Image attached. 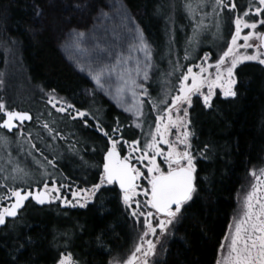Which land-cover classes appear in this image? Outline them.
Returning a JSON list of instances; mask_svg holds the SVG:
<instances>
[{"label": "trees", "instance_id": "trees-1", "mask_svg": "<svg viewBox=\"0 0 264 264\" xmlns=\"http://www.w3.org/2000/svg\"><path fill=\"white\" fill-rule=\"evenodd\" d=\"M169 1L123 0L147 39L153 57L166 52L171 56L176 50L172 35L179 24L175 26L171 21ZM79 2L0 0V101L7 97L5 104L9 108L20 109V99L15 96L28 95L37 101L40 98L46 105L43 93L55 90L56 95L77 109L89 111L106 128L118 118L126 126L124 136L128 138L130 131L133 138H138L141 132L129 116L97 92L92 80L75 69L54 39V27L62 28L65 16ZM236 3L239 13L248 0ZM178 6L182 10L183 2ZM37 8L42 15H36ZM223 16L229 21L235 14ZM237 72V98L222 101L218 112L200 110L195 117L199 137L195 142L200 148L207 144L210 149L208 158L199 160L198 172L209 180L187 207L185 218L175 226L173 236L153 264H216L237 207L238 191L247 181L250 169L264 162V66L246 62ZM160 85L152 80L146 86L155 93ZM114 95L111 90V98L121 103ZM53 118L65 139L55 141L47 130L41 132L47 134V139L36 145L40 153L55 159L57 165L55 169L47 168L70 191L91 186L97 182L105 138L92 126L91 118L87 128L67 114L54 113ZM24 126L25 130L30 127ZM48 142L50 147L46 146ZM108 188L87 208L28 204L18 220H9L7 227L0 229V264H55L66 244L80 264H109L112 259L124 257L139 227L117 196L118 188ZM30 209L33 214L26 216Z\"/></svg>", "mask_w": 264, "mask_h": 264}, {"label": "snow or ice", "instance_id": "snow-or-ice-1", "mask_svg": "<svg viewBox=\"0 0 264 264\" xmlns=\"http://www.w3.org/2000/svg\"><path fill=\"white\" fill-rule=\"evenodd\" d=\"M187 7L189 12H193L190 4ZM211 7L217 17L218 32L221 29L220 17L225 13L230 16L235 14L232 21L235 31L231 35V41L214 65L207 64L210 54L205 53L201 64L187 67L186 73L178 78V88L176 94L171 96L170 102L167 95L159 102L148 101L157 115L155 131H150L143 143L139 139H125L124 129L120 126L118 118L113 125L106 128L89 111L77 109L74 104L58 99L55 90L49 94L48 103L56 112L70 115L72 120L79 119L85 128L89 127L88 118H91L94 121L92 126L105 138L104 155L101 166H98L100 170L97 182L92 183L90 187L73 190L69 199L61 192L62 188L68 186L63 183L57 186V181L51 178V173H47V179L34 182L33 186L26 179L31 173L17 165L13 169L16 175L10 177L13 184L0 185V188L4 189L0 192V228L7 227L10 219L18 220L21 210L26 209L29 203L43 207L60 202L63 207L87 208L90 203L95 204L104 191L110 190L108 186L118 185L117 196L130 215L141 222L143 229L139 243L123 264H150L149 257L156 255L157 246H163L162 239L171 235L175 226L185 218L187 207L194 202V198L203 190L204 183L209 180L207 176L200 177L197 168L198 159L208 158L209 146L206 144L194 151L192 144L194 133L191 131L189 109L193 107V97L202 98L203 107L212 109L217 89L225 99L237 97V69L240 65L246 61L264 65V32L256 31L259 26H264V0H248L246 7L241 6L239 13L236 0L227 2L211 0ZM36 15H42V10L37 8ZM121 16L129 23L132 22L126 13L121 12ZM245 29L253 31L241 35ZM84 36L83 32H76L74 37L70 36L71 47L78 53L88 51L80 47ZM124 39L129 42L127 57L115 53L111 48L99 49L97 46L96 55L91 57L88 64V71L96 87L101 91H108L111 94L115 87V97L121 103H126V92H131L135 98L138 96L136 89H141L139 93L141 99L125 108V111L131 112L137 121H140L144 118L143 97L150 94L143 83H138V79L141 74L143 81L149 79L151 49L138 26L130 29L129 35ZM240 40L244 41L242 45L238 43ZM241 48H255L256 51L250 55L241 54ZM133 51L143 52L144 62L142 64L137 58L135 67L129 68L126 65L133 59L131 55ZM109 57L113 58L115 63H107ZM187 58L186 56L185 59ZM193 67L198 68L199 72H194ZM209 68L215 69L214 74L209 72ZM80 70L84 71V68L81 67ZM48 115L51 116V113ZM32 119L28 112L11 109L0 101V128L8 132L15 130L18 135L24 136L23 126ZM51 123L54 124L55 121ZM42 127L53 140L65 139L50 122L44 121ZM135 127L142 129L143 124L138 122ZM173 130L174 138H171ZM31 140L32 135L29 132L26 141L30 149L39 152ZM9 142L7 136H0V143ZM162 145L166 146L167 150ZM125 146L127 155L123 154ZM29 154L31 155V151ZM40 154L47 166L56 168L55 159H48L42 152ZM136 164L143 167H137ZM251 175L256 182L245 199L242 216L229 226V235L224 238L226 243L220 246L221 257L216 264H264V169H261L259 174L253 171ZM17 177L23 186H14ZM141 180H145L146 185L139 183ZM111 190L115 191L114 188ZM140 197L144 199L141 200ZM100 207H104L103 202ZM20 247L23 248V245ZM69 247L68 244L65 245V251L59 253L55 264H80V260Z\"/></svg>", "mask_w": 264, "mask_h": 264}, {"label": "rangeland", "instance_id": "rangeland-1", "mask_svg": "<svg viewBox=\"0 0 264 264\" xmlns=\"http://www.w3.org/2000/svg\"><path fill=\"white\" fill-rule=\"evenodd\" d=\"M169 2L172 10L171 21L174 24L176 23L175 26L179 24L175 30V34L172 35V42H175L176 50L173 51V54L171 56L168 52H166L164 55H160L158 57H153L151 50V67L149 69V79L147 81H143V75L141 74V77L138 79V83H143L144 86L147 87V83L153 80V82H160L161 85L159 87L157 86L158 90H156L155 93L154 91H149L148 88V92L150 95L143 97L144 118L140 121H137L136 117L131 112L125 111L126 107L138 102L139 99H141L139 95L141 89H136L138 96L135 98L132 97L131 92H126V103L117 104L111 98V94L108 91H101L96 87L97 92L101 96L107 98L120 111L124 112L126 115L129 116L134 126L138 122L143 124L142 129L138 128V130L140 129V137L143 141L148 136V133L150 131H155V117L157 115L156 110L153 109L152 105L148 101L154 100L159 102L160 100H163L167 95L170 102L171 96L176 94V88H178L179 84L178 78L181 76V74L186 73L187 67L196 64H201L202 58L204 56H201L200 58H193L195 62H191L192 64H189L188 62L189 57L192 56V54L197 56L205 48L211 47L215 52L218 51V54L216 57H213V54H210V59L207 61V64L214 65L216 60L218 59V56L222 54L224 50H226V45L230 43L231 35L234 34L235 31L234 23L231 29H229V23L223 15L220 17L221 29L219 32L217 31V17L212 11L211 0H207V2H205V0H170ZM180 2H183L184 4L182 10L178 6ZM225 2H227V0H225ZM189 4L192 6L193 12H189L187 7V5ZM75 6L76 8L73 11L68 12L67 16H65L66 23L63 25V27H54V39L62 50V53L64 54L65 58H67L69 62L74 65L75 69L80 71L81 73L86 74L91 79V76L89 75L88 71V64L91 62V57L96 55L97 46L99 49L111 48L112 51H114L115 53L123 54L125 57H127L129 42L126 41L124 37L129 35V30L134 28L135 26H138V23L136 22L134 16L131 14L130 10L125 6L123 0H80V2ZM121 12L126 13L127 17H131L132 22L129 23L127 19H122ZM250 31L253 30L245 29L241 33V35L248 34ZM256 31L263 32L262 26H259ZM76 32L85 33L80 47L83 49H87V52L78 53L71 47L72 40L70 39V36L74 37ZM146 42L148 43L147 39ZM238 43L242 45L244 41L240 40L238 41ZM254 43H256V41H254ZM172 45H174V43ZM173 48H175V45L173 46ZM255 51V48L240 49L241 54L250 55L253 54ZM100 54L104 55V53ZM131 55L133 59L127 62V67L134 68L137 58L143 64V52L133 51ZM186 56L188 57L187 59H185ZM106 62L115 63V60L109 57ZM246 62L257 63L255 61ZM81 67L84 68V71L80 70ZM193 71L199 72V69L193 67ZM209 72H212L214 74L215 69L209 68ZM170 73L171 75H169ZM113 79L115 81V77H113ZM92 82L95 85V82L93 80ZM112 90L115 92V87H113ZM51 93L52 91L50 90H47V92L43 93L46 96V99L44 100L46 105L42 104L40 98L37 101L28 95H26V97L14 95L17 99H20V102L18 103V107L20 109L17 110L30 111L33 114L32 122L29 124H24L30 126V129L26 127V130H32L30 131L32 135V143L36 142L35 144L38 143L40 145L39 142H44L45 139H47V134H45V132L41 133L43 130H45L42 127V123L44 121L50 122L51 126L54 125L53 127L58 129L55 126L56 123H54L53 125L51 123L52 121H56L55 118H53L54 113H58L48 103L49 94ZM55 96L58 99L65 100L59 95L55 94ZM6 99L9 100L7 97ZM6 99L3 101L4 103L7 102ZM160 107H163V105H160ZM71 111L72 110H69V112ZM49 113H51V116L48 115ZM72 114L74 115V113ZM23 127L25 130V126ZM26 130L25 135L20 136L16 133V131L13 133H9L6 130L0 128V136H7L10 141L7 144L0 143V185L13 184V181L10 179V177L16 175L13 169L17 165H19L20 168L31 173L30 177H27L26 179L29 183H32L33 186H35L34 182H39L40 180H42V178H48L47 173H50V170L47 168V165L42 159V157H40V151L38 152L35 149H30V145L26 141V137L29 132H27ZM58 140L59 139L55 141ZM46 146L50 147V142H48ZM162 147L166 146L162 145ZM36 148L38 149L37 145ZM30 151L31 155L29 154ZM41 165H43V167H41ZM261 169H264V162L261 165L257 167H252L250 169L247 181L238 191L237 207L231 217L229 226L234 223L235 219L240 218L243 214L245 199L247 195L251 192L253 184L256 182L255 178L251 175V173L255 171L257 172V174H259V171ZM6 177H8L9 179H6ZM51 178L54 179L53 176ZM139 183H141L142 185H146L145 180H141L139 181ZM14 186H23L20 184L19 177H17V181ZM57 186H59L58 182ZM68 187L62 188L61 192L64 196H67L69 199H71L72 191L68 190ZM3 191L4 189L0 188V192ZM140 199L143 200L144 197H140ZM54 204H59L61 206L60 202H56ZM33 212L34 211L30 209V211L26 213V216H30L31 214H33ZM132 218L135 220L139 227V231L134 240V243L124 257L112 259L109 264H123V261H125L129 257L131 252L134 250L136 244L139 243V237L142 235L143 231L142 224L141 222L137 221L136 218ZM229 226L225 237L229 235ZM172 236L173 232L171 235L162 239L163 246L161 247V245H158L156 255L149 257L150 264L154 263V260L157 257L158 253L163 250L165 243L169 241ZM150 238L155 239L154 237ZM224 243H226L225 239H223L222 241V244ZM220 257L221 250L219 249L217 260Z\"/></svg>", "mask_w": 264, "mask_h": 264}, {"label": "flooded vegetation", "instance_id": "flooded-vegetation-1", "mask_svg": "<svg viewBox=\"0 0 264 264\" xmlns=\"http://www.w3.org/2000/svg\"><path fill=\"white\" fill-rule=\"evenodd\" d=\"M245 7H246V5H244ZM232 21H233V18H231L229 21H228V23H230L231 24V26L233 25V23H232ZM262 29H263V32H264V26H262ZM229 30V29H228ZM206 52H208L209 54H213L212 56L213 57H216L217 56V54H218V51L217 52H215V51H213V49L211 48V47H208V48H205L200 54H198L197 56H195L194 54H192V56H190L189 57V64H192L191 62H195V60H193V58H200L201 56H204V54L206 53ZM237 87H238V84H237ZM238 89V88H237ZM206 90V89H205ZM216 92H217V95L214 97V99H213V104H214V107L212 108V109H206V108H204L203 107V104H202V98H197V97H193V107L191 108V109H189V112H190V117H191V120H192V125H191V131L194 133V136L192 137V144H193V149H194V151L195 150H197V149H201V148H203V147H201L200 148V145L199 144H197L196 142H195V140L196 139H198L199 137H198V128H197V125H196V119H195V117H197L198 115H199V112H200V110H203V111H205V112H208V111H214V112H218V111H220V105H221V103H222V101H228V100H235L236 98H234V99H232V98H228V99H225L224 97H223V95H222V93L220 92V90H216ZM119 123H120V120H119ZM120 126L124 129V131L126 130V126L125 125H123V124H121L120 123ZM5 130V129H4ZM140 130V129H139ZM15 132V131H14ZM129 133V137L128 138H126L125 136H124V138L125 139H129V140H132V139H139V140H141V142L143 141L142 139H141V137L139 136L138 138H133V136H132V132H128ZM174 133H175V130H173V137H171V138H174ZM165 150H167L166 149V147H165ZM124 155H127L128 153H127V146H125V151H124V153H123ZM199 160L200 159H198L197 160V168L199 169ZM133 163L135 164V161H133ZM136 166L137 167H142V165H139V164H136ZM90 187V186H89ZM30 204V203H29ZM32 204H34V203H32ZM91 204V203H90ZM35 205V204H34ZM37 206V205H36ZM75 208H80V207H75ZM23 212V210L21 211V213ZM1 229V228H0Z\"/></svg>", "mask_w": 264, "mask_h": 264}, {"label": "water", "instance_id": "water-1", "mask_svg": "<svg viewBox=\"0 0 264 264\" xmlns=\"http://www.w3.org/2000/svg\"><path fill=\"white\" fill-rule=\"evenodd\" d=\"M14 110H17V109H14ZM19 111H21V110H19ZM23 112H27V111H23ZM32 117H33V115L30 113V112H28ZM33 120V119H32ZM32 121H30V122H25V123H31ZM15 130H13L12 132H14ZM12 132H10V133H12ZM117 186V188H118V185H116ZM119 189V188H118ZM45 206H47V205H45Z\"/></svg>", "mask_w": 264, "mask_h": 264}, {"label": "bare ground", "instance_id": "bare-ground-1", "mask_svg": "<svg viewBox=\"0 0 264 264\" xmlns=\"http://www.w3.org/2000/svg\"><path fill=\"white\" fill-rule=\"evenodd\" d=\"M22 111V110H21ZM30 112V111H27ZM32 114V112H30ZM33 115V114H32ZM25 124H29V123H25ZM7 131V130H6ZM8 132V131H7ZM10 133V132H9ZM13 133V132H12ZM116 186V185H115ZM117 187V186H116ZM119 190V189H118ZM22 211V210H21ZM11 220V219H10Z\"/></svg>", "mask_w": 264, "mask_h": 264}]
</instances>
